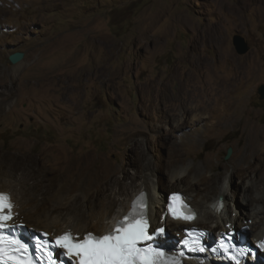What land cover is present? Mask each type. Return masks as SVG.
<instances>
[{"label": "rangeland", "instance_id": "374dc122", "mask_svg": "<svg viewBox=\"0 0 264 264\" xmlns=\"http://www.w3.org/2000/svg\"><path fill=\"white\" fill-rule=\"evenodd\" d=\"M219 1L0 0V185L9 181L37 209H62L59 218L73 212L72 194L81 208H94L82 201V187L136 178L134 193L145 173L166 194H190L191 206L207 194L198 185L225 191L230 204L257 193L264 201V99L257 93L264 85V0ZM208 29L218 45L205 41ZM234 35L248 43L247 53L237 54ZM17 51L23 59L10 64ZM211 76L228 82L229 103L214 102ZM179 85L205 102L204 123L178 124ZM180 135L185 144L178 145ZM255 142L257 153L249 155ZM176 146L181 161L160 172ZM178 171L184 176L172 184L169 175ZM251 179L258 190L246 191ZM27 213L16 218L40 228V216ZM197 224L220 230L214 218Z\"/></svg>", "mask_w": 264, "mask_h": 264}, {"label": "bare ground", "instance_id": "6f19581e", "mask_svg": "<svg viewBox=\"0 0 264 264\" xmlns=\"http://www.w3.org/2000/svg\"><path fill=\"white\" fill-rule=\"evenodd\" d=\"M223 4H224L223 0L222 1L220 0L218 3V5H221V6H223ZM226 8H227V11L233 14L238 13V10H236L233 7L227 6ZM237 9L240 10V6H237ZM208 31L210 33H208L207 36L205 37V41L211 42L214 45L215 44L218 45V37H215V35H212V32L209 29ZM197 43L198 42H196V45ZM219 53L220 52H218V54ZM197 63H199V61ZM203 65L206 66L207 64L204 62ZM209 78H210V82H207V86H208L209 91L213 93V96L216 99L214 100V102L216 101V103H229V100L227 99V97L229 96L228 82L217 76H211ZM13 87H14V83H12V88ZM177 90H178V94L173 99L181 100L180 107H181V113L183 115V118L178 124L183 125L186 119H193L195 122L197 121L199 123L201 122L204 123L206 120V117H202V115H206L208 113V108L204 104L205 103L204 101H203L204 102L203 104H201L200 101H198L199 96H198V93H194L195 89L192 91V90L186 89V87H183L182 85H179ZM166 115L169 116V114H166ZM173 115H175V113H173ZM180 137H181V142H179L178 145L185 144L184 143L185 138H183V135H180ZM257 146L258 145L256 142L253 143V145L249 149V155H255L257 153L256 151ZM137 147L138 145L135 144L131 146V149H135V148L137 149ZM172 151L173 152H172L171 159L168 162H165L160 165V169H159L160 172L162 171L166 172V169L168 167L175 166L181 161V159L179 158L180 155H179L178 147L176 146L175 148H172ZM18 159L19 158H17V160ZM27 159H30L31 162H33L32 159L34 160V158L32 159L27 158ZM9 161H10V163L8 162L9 165L13 164L12 159H9ZM257 162H258V159H256L255 163ZM135 164L137 166V170H139L141 165L137 161ZM233 170L235 171V168H233ZM197 172L201 173L202 171L198 170ZM137 173L139 172L137 171ZM183 173L184 171H178L176 173H171L169 175L170 182L172 184L177 183L179 180L183 178L184 176ZM4 177L6 178V176ZM195 178L197 181L206 180L205 177L202 178L200 175H197ZM42 180L44 182H48L46 177H42ZM7 182L9 183V181ZM7 182H2V184L0 185V192H7L11 195L12 201L14 202V207H13L14 214L16 215L17 212H22V213L29 212L27 213L28 217H31L30 215L31 213L35 214L36 216H40L39 223L36 224V225H40V228L36 227L35 224L33 223L29 224L28 227H33L34 225L36 230L51 233L53 234V236L60 234L62 232H65V231H70L74 235H80L81 237L86 232L104 234L105 232L110 230L111 225L117 219L121 218V216L129 209L132 198L141 191H145L147 193L148 218H149V222L151 224L152 229H155L159 226H167L170 231H174V230L177 231L179 227L181 230L184 227L187 228L190 226H198L197 222L199 220H211V218H214L218 224V226L216 227H220V230L218 232L226 231L227 226L237 227V229H239V227L243 225H248L247 233H249L250 239H254V240L255 238L259 239L264 233V217L262 216L264 215V201L262 200V196H260L258 193L256 195H254L255 194L254 193L253 194L254 197H251V198L244 195L241 199H239V196H237L236 201L235 202L233 201L230 204L228 201L229 195L226 197L227 194L225 191L222 192V191H219V189L215 190L214 188H212L213 191H208L203 185H198L197 187H198L199 193L202 195L203 192H207V194L206 196H202L201 198L202 200H200V202L197 205L192 206L194 211L197 214L195 221L192 222L191 224H183L179 221H172L166 217L167 208H166L165 198H166V195L170 193L166 194L165 191L160 190L159 187L157 188V186L154 184L151 173H145L142 176H140V184L137 185L139 188L137 189L136 192L134 191V193L130 191V188H131V185L136 184V178L130 179V182H122V181L117 182L115 186H113L112 181L108 179L104 181H98L92 186L82 187L81 188L82 189L81 190L82 201H85L86 203H91V205H93L94 208L92 207L87 208V206L84 207L85 209L81 208L79 205H77V203H79V200H80L78 198V195L72 194L69 197L68 205L71 208H73V212H71L70 216L69 217L67 216L66 218L58 217L61 215L60 214L58 215V213L56 212H61L62 211L61 208H60L61 209L60 211L53 209L54 211L51 210V212H53L51 213V212H47V210L45 209H41V208L37 209L35 208L34 205L31 206V203L29 204L28 202H26L27 204H25V202H23L24 198H20L21 196L18 197L15 194V191L14 192L12 191L11 185L8 184ZM216 183L217 181L215 182V184ZM12 185L14 184L12 183ZM26 185L27 184L22 185V186L26 187ZM250 187L251 188L256 187L257 189L256 188L255 189L258 190V181L256 179L255 180L251 179L250 182H248L246 191H248ZM17 188H14V189H17ZM33 191L34 192L32 196H34L36 192H39L38 190H34V189ZM178 191L179 190H173L171 191V193L178 192ZM186 196L190 197V194L189 195L186 194ZM63 198L64 197L58 198L57 202L54 201V204L57 206H61L62 205L61 202ZM37 199L38 197L35 196L34 200L38 201ZM233 199H235V196H233ZM212 201H216V202L214 203ZM253 201H261L260 202L261 206L260 205L253 206L251 209L245 207L246 205H249V204L252 205ZM228 206H232V207L229 208L228 210ZM257 218H258V221H257ZM249 219H251L250 223H248ZM15 220L17 223L25 222L17 218ZM43 221H45V223H42ZM53 221H58L57 222L58 225L54 226ZM257 224H261V226ZM90 227L92 229H90ZM208 229L211 231L213 236H216L217 232L215 231V229H213V227H209ZM181 264H224V263L218 260H214V259H210V260L205 259L204 256L189 255L188 257H181ZM251 264H264V261L256 260L255 262H252Z\"/></svg>", "mask_w": 264, "mask_h": 264}, {"label": "snow or ice", "instance_id": "6c2138e0", "mask_svg": "<svg viewBox=\"0 0 264 264\" xmlns=\"http://www.w3.org/2000/svg\"><path fill=\"white\" fill-rule=\"evenodd\" d=\"M170 200L168 211L173 219H195V213L179 194H172ZM13 207L10 195L0 192V264H57L53 256L56 249L63 250L62 254L72 264H181V257L184 256L183 251L178 255H169L161 247L150 243L154 237L163 236L166 230L158 227L149 231L147 202L143 192L133 199L130 210L105 234L86 232L81 237L65 231L49 240L47 233H42L43 239L37 237L33 245L12 233L11 229L15 226H10L8 222L13 219ZM183 244L186 247L195 245L199 251H205L196 240L185 239ZM222 247L229 251L227 246ZM256 247L264 250V240H260ZM234 251L239 257L250 252L245 248ZM232 259L240 264L237 256H232Z\"/></svg>", "mask_w": 264, "mask_h": 264}, {"label": "clouds", "instance_id": "9594fccd", "mask_svg": "<svg viewBox=\"0 0 264 264\" xmlns=\"http://www.w3.org/2000/svg\"><path fill=\"white\" fill-rule=\"evenodd\" d=\"M143 193H145V197H146V202H147V193L145 191H141ZM139 192V193H141ZM138 193V194H139ZM176 194H179L184 202L188 205V207L191 209V211L193 213H195V219L197 217V214L196 212L194 211L193 207L191 206V204L188 202V199L187 197L185 196V194L181 193V192H174ZM174 193H170V194H167L166 195V208H167V214H166V217L169 218L170 220L172 221H179L183 224H191L192 222L195 221V219L191 220V221H184V220H175L172 218V216L170 215L168 209H169V205L171 203V200H170V197L172 196V194ZM135 195L131 202L133 201V199L135 197L138 196ZM11 196V195H10ZM131 202H130V205H131ZM130 210V207L129 209L121 216L123 217L128 211ZM147 216H148V209H147ZM120 219V218H119ZM149 219V218H148ZM251 221L249 220L248 223H250ZM150 224V222H149ZM159 227H163L165 228V234L163 236H159L158 237V240L159 242H163L165 241L166 237H169V236H175L178 240H180L182 237L183 238H187L188 240H196L200 245H203V247L205 248V251L201 252L199 251V249H197V247L195 245H192L191 247H193L195 249V251H193L192 253H187L185 256L183 257H188L189 255H198V256H204L205 259H214V260H218V261H221L222 263L224 264H236V261L231 258H225L221 255H225V253L227 252H223V253H220L219 254V257L217 258H211V257H208L207 255V252H206V247H210L211 245L214 244V242L221 238V235L222 233H225L229 230H233V234H234V241L236 242V244H238L237 242H239L240 240V237L243 239L242 241H240V246L239 248H237L234 244V247L235 249H240V248H245V249H249L250 252L248 254H246L245 256L243 257H239L237 252L234 251L232 256H237V258L240 260V264H251L252 262H255L256 260H261V261H264V250H260L256 247L257 243L260 241V240H264V233L263 235L261 236V238L259 239H250V235L247 233V230H248V225H243L241 227H239V229H237V227H229L227 226V230L226 231H220V232H217L216 236H213L211 231L208 229V228H205V227H198V226H190V227H184L182 228L181 230H177L175 233H172L174 231H170L166 228V226H159ZM33 228V227H32ZM158 228V227H157ZM153 229L151 228V224H150V229L149 231L151 232ZM109 231V230H108ZM106 233V232H105ZM189 233H191V235H189ZM202 234H205L206 236L203 237ZM198 250V252H197ZM168 253L170 255H177V248H171L168 250Z\"/></svg>", "mask_w": 264, "mask_h": 264}, {"label": "water", "instance_id": "95a60500", "mask_svg": "<svg viewBox=\"0 0 264 264\" xmlns=\"http://www.w3.org/2000/svg\"><path fill=\"white\" fill-rule=\"evenodd\" d=\"M232 44L235 48V51L239 55H243V54L247 53L249 50L248 43L240 35H234L232 37ZM23 57H24L23 52H21V51L13 52L12 54H10L8 56V62L10 64H17L23 59ZM257 93L259 96V100H263L264 99V85L259 86ZM231 151H232L231 148H229L227 150V153L225 155V159H227L230 156Z\"/></svg>", "mask_w": 264, "mask_h": 264}]
</instances>
